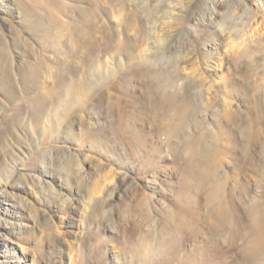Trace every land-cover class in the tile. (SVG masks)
Returning a JSON list of instances; mask_svg holds the SVG:
<instances>
[{
	"label": "rangeland",
	"instance_id": "1",
	"mask_svg": "<svg viewBox=\"0 0 264 264\" xmlns=\"http://www.w3.org/2000/svg\"><path fill=\"white\" fill-rule=\"evenodd\" d=\"M155 72L210 80L187 133L242 226L264 206V0H0V264H264L210 226Z\"/></svg>",
	"mask_w": 264,
	"mask_h": 264
},
{
	"label": "bare ground",
	"instance_id": "2",
	"mask_svg": "<svg viewBox=\"0 0 264 264\" xmlns=\"http://www.w3.org/2000/svg\"><path fill=\"white\" fill-rule=\"evenodd\" d=\"M215 24H216L215 21L210 22L211 26L216 27ZM217 43L218 42H212V43H207V44L212 49H216L217 47L215 45H217ZM145 60H146V63H151L153 61V57L152 58H146ZM215 63H216V61H215ZM156 75L159 77L158 78L159 84L157 83L158 88L163 93L162 100H160V103L163 104V106L168 107V109H171L174 111V113L172 115L171 114L169 115L170 121L165 126V132L167 133V136H168V143H170V144L174 143L175 139L180 140V142H182L184 148L189 153V158L185 162V166H184V174H185L184 176L186 177L185 180L187 181V179H190V180L195 179L199 183L200 186H206L208 184H212V187H211V190L209 193V197L206 200H208V207L211 208V211H210L211 217L208 216V218H210L208 220H212L213 225H211L210 223H208V224H210V226H213L212 227L213 230L216 233H218L219 235L222 234L228 227H230L231 228V231H230L231 237L230 238H231V242L233 245H235L236 243L238 244V240L241 237L245 238V246H244V250H243L244 253L242 254V256L245 255L247 258L246 260H248V262H250V261L254 262V260L260 259L261 257L264 256V206L259 205V206H253V207L249 208V210H247L246 217H245L248 220V224L246 225V227L242 226L243 218L240 215H238V213H237L239 209L235 210V207L234 208L230 207L227 200L223 197L224 196L223 195L224 181H223L222 177H220V174H219V160H218L219 154H220V152H222V150L221 151L218 150L214 145H211V144L209 145L207 142V137L203 134H199V135H195V136L193 135V137H191L187 133L189 117L191 114H194L196 110H198L197 109L198 108V103H197V97L198 96H197V94L199 91H201L200 88L202 89L203 87L204 88L206 87L208 94H210L211 92H209V91H211L210 89L212 87V83H209V81H210L209 79L202 78L203 79V81H202L199 78V76H197L198 74L196 76H192V79L190 80V83H189V90L190 91H188L187 94H185V97H180L178 94V91L176 90V86H175V81H177V79L174 78L175 76L171 77L172 75H169L167 73L161 74V73L155 72V77H156ZM152 76H153V74H152ZM86 81H87V79H86ZM88 87L90 88V86H88ZM170 89H172V91H170ZM70 91H71V89H70ZM157 95H155V96H157ZM81 96H83V95H81ZM153 99H154V97H153ZM159 99H160V97H159ZM226 100L224 99V101H223L224 104L228 101V100L227 101ZM228 103L230 104L229 101L226 104H228ZM164 120L165 119H163V121ZM134 133H136V132H134ZM164 143H166V142H164ZM153 177H155V176H152V178L147 179L148 180L147 186L152 188V189H156L157 187H156V183H155V178H153ZM191 183H192V181H191ZM192 184H194V183H192ZM185 190H187V189H185ZM6 200H9V199H6ZM228 200H230V199H228ZM231 201H232V199H231ZM7 202H8V204H10L9 201H7ZM231 204H232V202H231ZM11 205L15 206L14 204H11ZM11 207H4V206L0 207V212L5 214V216H6V217L0 216V228H2V227L7 228L8 227L7 222L11 223V222H9L8 216H13V215L19 214L18 211L12 210ZM189 209H191V208H189ZM182 211H184V210H182ZM186 211H185V213H187ZM185 213H182V214L184 215ZM188 216H189V214H188ZM188 220H191V219H188ZM16 226H18V225H16ZM197 235H198V232H197ZM216 236H217V234H216ZM242 258H245V257H242Z\"/></svg>",
	"mask_w": 264,
	"mask_h": 264
}]
</instances>
